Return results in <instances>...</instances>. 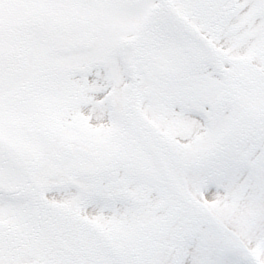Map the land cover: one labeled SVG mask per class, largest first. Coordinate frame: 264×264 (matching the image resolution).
I'll list each match as a JSON object with an SVG mask.
<instances>
[{"label":"snow or ice","instance_id":"snow-or-ice-1","mask_svg":"<svg viewBox=\"0 0 264 264\" xmlns=\"http://www.w3.org/2000/svg\"><path fill=\"white\" fill-rule=\"evenodd\" d=\"M0 264H264V0H0Z\"/></svg>","mask_w":264,"mask_h":264}]
</instances>
